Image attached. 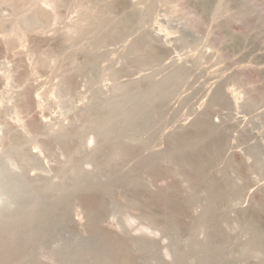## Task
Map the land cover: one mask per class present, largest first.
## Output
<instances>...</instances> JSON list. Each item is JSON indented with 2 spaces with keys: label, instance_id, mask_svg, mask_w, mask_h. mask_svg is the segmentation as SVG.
<instances>
[{
  "label": "rangeland",
  "instance_id": "obj_1",
  "mask_svg": "<svg viewBox=\"0 0 264 264\" xmlns=\"http://www.w3.org/2000/svg\"><path fill=\"white\" fill-rule=\"evenodd\" d=\"M39 1L30 5L24 0L20 7L14 0H0V223L40 208V214L52 213L45 215L46 227H52L47 240L32 243L38 254L31 255L41 261H32L74 264L80 257L85 264H264V0H239L241 5L209 0L207 7L201 0H46L55 7ZM106 2L114 11L104 32L112 26L117 31L108 32L123 35L111 37L118 40L112 41L118 42L114 47L105 44L112 40L108 32L101 34L109 37L106 41L100 36L96 41L102 30L89 40V32H74ZM127 14L134 18L131 30L121 25ZM100 41L104 52L110 47L108 58L106 52H95L105 48ZM118 102L124 107L121 115L130 112L122 119L119 108L110 109ZM108 117L120 124L117 131L108 122L107 129L115 131L108 130L113 136L106 140L89 121L107 124ZM188 138L197 139L196 144H187ZM114 141L123 145L121 160L114 156ZM79 183L90 189L74 192L70 205L62 207L69 213L54 209L57 199ZM219 183L222 191L215 194ZM224 195L230 200L227 209ZM212 198L218 205L211 227L221 225L222 233L221 227L216 232L202 222ZM48 206L53 208L47 211ZM30 257L25 262H32Z\"/></svg>",
  "mask_w": 264,
  "mask_h": 264
},
{
  "label": "bare ground",
  "instance_id": "obj_2",
  "mask_svg": "<svg viewBox=\"0 0 264 264\" xmlns=\"http://www.w3.org/2000/svg\"><path fill=\"white\" fill-rule=\"evenodd\" d=\"M7 1H13V0H7ZM18 0H14V2L15 3H13V4H17L18 2V4L20 5L21 3L20 2H23L24 3V0H19L18 2H17ZM25 1H27V2H29V4L31 5V4H37L38 5V1L39 0H35V2L36 3H30V0L28 1V0H25ZM58 1V0H57ZM70 1V0H69ZM72 1V0H71ZM100 1H102V0H100ZM106 1H108V0H106ZM110 1H112V0H110ZM116 1V0H115ZM130 1V0H129ZM139 1V0H138ZM202 1V2H201ZM200 2V4L202 5V6H205V7H207V3H209L208 1L209 0H207V2H206V0H201ZM235 1H237V0H235ZM3 2V1H2ZM43 2H44V6H45V4H46V6L48 5V7H49V5L50 6H54L55 7V2H53V1H51V2H48V1H46V0H43ZM42 2V3H43ZM59 2V1H58ZM73 2V1H72ZM75 2V1H74ZM92 2H94V1H92ZM104 2V1H103ZM112 2H114V1H112ZM112 2H109V4H107V2H106V4H104L103 5V7H99L98 6V8H100V9H98L97 11L98 12H96V14H95V16H92L91 14H93V13H91L90 14V16H88L86 19L84 18V17H82V20L83 19H85L84 20V22H82L81 20H79V21H81L82 22V24H81V27H80V25H79V23H78V29L77 28H75V27H73V28H75V29H77L76 31L74 30V32H77V33H80V34H82V33H84V34H82L81 36H83V35H86L85 33H87V32H89V34H92V35H89V34H87L88 36H85V37H87L88 38V40L94 35V34H97V33H99L101 30V33H99V35L97 34V36H96V41H97V39L99 38L100 39V37H101V34H103V32H104V30L106 31V28L108 27V26H110V25H112L110 22H113V20L111 21V20H109L110 19V14H111V16H112V10L114 9V7L112 6L113 5V3ZM132 2V1H131ZM140 2V1H139ZM210 2H211V0H210ZM215 2V1H214ZM217 2V1H216ZM232 2H234L233 0H232ZM239 2V3H238ZM23 3H22V5H23ZM39 3H41V1H39ZM42 3L41 4H39V5H41L42 6ZM61 3V2H60ZM110 3H111V5H110ZM130 3V2H129ZM141 3V2H140ZM150 3V2H149ZM157 3H158V1H157ZM230 3V2H229ZM237 3L238 4H240V1L238 0L237 1ZM12 4V5H13ZM58 4V3H57ZM62 4V3H61ZM114 4H116L115 2H114ZM152 4V3H151ZM156 5V3H154L153 2V4L152 5ZM213 4V3H212ZM234 4H236L235 2H234ZM234 4H232V5H234ZM236 5V6H238L239 7V5ZM19 5H18V7H19ZM62 5H64V4H62ZM87 5V4H86ZM151 5V6H152ZM154 5V6H155ZM209 5V4H208ZM215 5V4H214ZM241 5V4H240ZM15 6V5H14ZM40 6V9L42 8ZM150 6V7H151ZM212 6V5H211ZM20 7H21V5H20ZM25 7V6H24ZM33 7V6H32ZM34 7H35V5H34ZM47 7V8H48ZM53 7V8H54ZM57 7H58V5H57ZM142 7H143V5H142ZM156 7H158V6H156ZM237 7V8H238ZM242 7V6H241ZM23 8V7H22ZM36 8V7H35ZM35 8H33L34 10V12H35ZM39 8V7H38ZM53 8H51V9H53ZM135 8V7H134ZM152 9H153V6L151 7ZM202 8V7H201ZM214 8H217V7H214ZM235 8V7H234ZM236 8V9H237ZM243 8H245V7H243ZM13 9V8H12ZM15 9H16V7H15ZM19 9V8H18ZM18 9H16V10H18ZM30 9H31V7H30ZM37 9V8H36ZM40 9H39V11H40ZM81 9V8H80ZM83 9V8H82ZM81 9V10H82ZM144 9H146V8H144ZM152 9H150V10H152ZM157 9V8H156ZM219 10H220V8H218ZM246 9V8H245ZM245 9H244V13H245ZM21 10V9H20ZM32 10V9H31ZM54 10H55V8H54ZM96 10V9H95ZM104 10V11H103ZM136 10V9H135ZM147 10H149L148 8H147ZM37 12L38 13V16L40 15L39 13L41 12V14H43L44 15V17H45V14H44V12L43 11H40V12ZM46 11V10H45ZM53 11V10H52ZM114 11V10H113ZM207 11H209V10H207ZM218 11V10H217ZM239 11V10H238ZM33 12V13H34ZM51 12V11H50ZM150 12L151 11H148V13L150 14ZM215 12V11H214ZM213 12V13H214ZM242 12H243V10H242ZM36 13V14H37ZM218 13H220V12H218ZM51 14V13H50ZM59 14V13H58ZM131 14V13H130ZM130 14H127L125 17H128V15H130ZM145 14V13H144ZM6 15V14H5ZM43 15L41 16V17H43ZM47 15V14H46ZM52 15V14H51ZM82 15V14H81ZM94 15V14H93ZM114 15H115V13H114ZM116 15H118V14H116ZM148 15V14H147ZM146 15V16H147ZM151 15H152V13H151ZM218 15V14H217ZM56 16V15H55ZM54 16V17H55ZM92 16V17H91ZM119 16V15H118ZM132 16V15H131ZM153 16V15H152ZM219 16V15H218ZM3 16H1V18H2ZM53 17V18H54ZM86 17V16H85ZM117 17V16H116ZM120 17V16H119ZM220 17V16H219ZM5 18H6V16H5ZM80 18V17H79ZM112 18V17H111ZM115 18V17H114ZM151 18V17H150ZM7 19V18H6ZM41 19V18H40ZM57 19V18H56ZM56 19H55V21H56ZM132 19H134V18H131L130 16L128 17V18H126V19H123V21L121 22V25H122V27L124 28L125 27V29H127V27H128V29H130L129 27L130 26H132L131 25V23H133L132 21ZM3 20H4V18H3ZM7 20H5V22H6ZM76 21V20H75ZM108 21H110V22H108ZM118 22V21H117ZM10 23V22H9ZM110 23V24H109ZM115 24H116V22H114ZM224 23V22H223ZM222 23V24H223ZM114 24V25H115ZM221 24V25H222ZM76 26V25H75ZM77 27V26H76ZM122 27H121V29H122ZM19 28V27H18ZM111 28H113L112 26L111 27H109V30L111 29ZM115 28V27H114ZM113 28V29H114ZM223 28H224V26H223ZM108 29V28H107ZM116 29V31H117V28H115ZM119 29H120V25H119ZM124 29V30H125ZM127 29V30H128ZM229 29V28H228ZM109 30H107V32L109 31ZM131 30V29H130ZM136 30V29H135ZM14 31V30H13ZM71 32L73 31V30H70ZM115 31V32H116ZM119 31V30H118ZM9 32V31H8ZM15 32V31H14ZM25 32V31H24ZM69 32V31H68ZM67 32V33H68ZM106 32V33H107ZM112 32H113V30H112ZM112 32L110 33V32H108L109 34H107V36H109L110 37V39H112V40H110V41H106L107 39L109 40V37H101V39L103 38L105 41H106V43L105 44H108V43H111V45L113 44V47L115 46V44L114 43H116L118 40L117 39H115V40H117L116 42H112L114 39L113 38H111V37H113V36H115V37H117L118 35V33H113L112 34ZM228 32V31H227ZM227 32H226V34H227ZM64 33V32H63ZM67 33H66V36H67ZM70 33V32H69ZM105 33V32H104ZM105 33V34H106ZM129 33V32H128ZM73 33H71V35H72ZM123 34V33H122ZM121 34V35H122ZM132 34V33H131ZM135 34V33H134ZM3 35V34H2ZM17 35V34H16ZM20 35V34H19ZM69 35V34H68ZM77 34H73V38H77V37H74V36H76ZM79 35V34H78ZM125 36H126V34H124ZM139 35V34H138ZM145 35V34H144ZM231 35V34H230ZM98 36H100V37H98ZM103 36H105V35H103ZM129 36V35H128ZM229 36V35H228ZM232 36V35H231ZM231 36H229V37H231ZM84 37V38H85ZM120 37V36H119ZM119 37H117L118 39H119ZM121 37H123V35L121 36ZM120 37V38H121ZM146 37V36H145ZM240 37V36H239ZM12 38V40L14 39L13 37H11ZM10 38V39H11ZM19 38V37H18ZM67 38V37H66ZM69 38V37H68ZM68 38H67V40H68ZM78 38H80V37H78ZM81 38H83V37H81ZM86 38V39H87ZM93 38V37H92ZM106 38V39H105ZM140 38V37H139ZM138 38V39H139ZM223 38V37H222ZM236 38V37H235ZM3 39H5L6 41L8 40L7 38H3ZM70 39V38H69ZM100 39V40H101ZM102 39V40H103ZM137 39V41L139 42V40ZM153 39H155V38H153ZM2 40V39H1ZM66 40V39H65ZM66 40V41H67ZM78 40V39H77ZM114 40V41H115ZM140 40H142V39H140ZM145 40H148V37L147 38H145ZM226 40V39H225ZM9 41H11V40H8V42ZM74 41H75V39H74ZM92 41H93V39H92ZM119 41H121V39L119 40ZM153 41H155V40H153ZM231 41V40H230ZM229 41V42H230ZM234 42H235V40H233ZM21 42V41H20ZM71 42H72V40H71ZM77 42V41H76ZM75 42V43H76ZM79 42V41H78ZM98 42H99V40H98ZM98 42H96V43H98ZM101 42V41H100ZM141 42V41H140ZM233 42V43H234ZM12 43V42H11ZM13 43H14V41H13ZM80 43V42H79ZM86 43V42H85ZM84 43V44H85ZM102 43H103V45H102ZM122 43V42H121ZM151 43H152V41H151ZM3 44V43H2ZM68 44H70V42L68 43ZM92 44V43H91ZM104 44V42L102 41L100 44H98L99 46L100 45H102V47L103 46H105V48H102L101 50H98V49H100V47H98V49H96L95 50V52L97 53H105L109 48L107 47V50H105V52L103 51L104 49H106V45ZM117 44H118V42H117ZM133 44V43H132ZM146 45L148 44V43H145ZM150 44V43H149ZM62 45V44H61ZM86 45H87V43H86ZM110 45V44H109ZM110 45V46H111ZM136 45V44H135ZM141 45V44H140ZM152 45V44H151ZM227 45V44H226ZM21 46V45H20ZM67 46V45H66ZM75 46V45H74ZM78 46V45H77ZM85 46V45H84ZM92 46V45H91ZM96 46V45H95ZM9 47V46H8ZM112 47V48H113ZM150 47V46H149ZM153 47V46H152ZM151 47V49L152 50H154L155 48H152ZM159 47V46H158ZM5 48V47H4ZM67 48V47H66ZM87 49H88V46L86 47ZM121 48V47H120ZM119 48V49H120ZM6 49V48H5ZM10 49H12V48H10ZM13 49H15L14 47H13ZM118 49V48H117ZM143 49H144V47H143ZM147 49V48H146ZM150 49V48H149ZM71 50V49H70ZM124 50V49H123ZM127 50V49H126ZM125 50V51H126ZM142 50V49H141ZM100 51V52H99ZM101 51H103V52H101ZM109 51H111V50H109ZM18 52V51H17ZM64 52V51H63ZM88 52V51H87ZM113 52V51H112ZM96 53H95V55H96ZM156 53V52H155ZM15 54H18V53H15ZM56 54V53H55ZM93 54V53H92ZM108 54H112L111 52H109ZM108 54H107V52H106V54H105V56L107 55V58H108ZM131 54V53H130ZM11 55H14V54H11ZM86 55V54H85ZM91 55V54H90ZM101 55V54H100ZM149 55V54H148ZM16 56V55H15ZM69 56V55H68ZM93 56V55H92ZM102 57H104V55L102 54L101 55ZM114 56V55H113ZM133 56V55H132ZM140 56V55H139ZM153 57H154V55H152ZM71 57V56H70ZM73 57V56H72ZM110 57V56H109ZM126 57V56H125ZM149 57V56H148ZM165 57V56H164ZM160 58V57H159ZM72 59V58H71ZM102 59V61H103V58H100V60ZM111 59V58H110ZM64 60V59H63ZM105 60V59H104ZM139 60V59H138ZM150 60V59H149ZM95 61V60H94ZM93 61V62H94ZM111 61V60H110ZM143 61V60H142ZM152 61V60H151ZM66 62V61H65ZM70 62V61H69ZM112 62V61H111ZM137 62H139V61H137ZM154 62V61H153ZM96 63V62H95ZM143 63H144V61H143ZM60 64V63H59ZM58 64V65H59ZM63 64V63H62ZM61 64V65H62ZM67 64V63H66ZM65 64V65H66ZM77 64V63H76ZM113 64V63H112ZM146 64V63H145ZM155 64H156V62H155ZM154 63L152 64V65H155ZM157 65V64H156ZM160 65H161V63H160ZM87 66V65H86ZM141 66V65H140ZM146 66V65H145ZM73 67H75L74 65L71 67L70 66V68L72 69ZM89 67V66H88ZM96 67V66H95ZM153 67V66H152ZM167 67V66H166ZM65 68V67H64ZM63 68V69H64ZM90 68V67H89ZM92 68V67H91ZM98 68V67H97ZM96 68V69H97ZM104 68V67H103ZM156 68H157V66H156ZM165 68V67H164ZM61 69H62V67H61ZM87 69V68H86ZM95 69V68H94ZM162 69V68H161ZM166 69V68H165ZM184 69V68H183ZM57 70V69H56ZM68 70V69H67ZM73 70V69H72ZM71 70V71H72ZM75 70H77V69H75ZM82 70V69H81ZM88 70V69H87ZM86 70V71H87ZM100 70V69H99ZM103 70V69H102ZM155 70V69H154ZM157 70L159 71L160 69L159 68H157ZM157 70H156V72H157ZM181 70V69H180ZM66 71V70H65ZM70 71V70H69ZM90 71V70H89ZM92 71V70H91ZM104 71H106V70H104ZM113 71V70H112ZM176 71V70H175ZM78 72V71H77ZM76 72V73H77ZM118 72V71H117ZM155 72V71H154ZM152 73L153 75L155 74V73ZM181 72H182V70H181ZM186 72V71H185ZM62 73V72H61ZM73 73H75V71H73ZM115 73V72H114ZM166 73V72H165ZM183 73V72H182ZM157 74V73H156ZM169 74H171V73H169ZM68 75H69V73H68ZM74 75V74H73ZM149 75V74H148ZM153 75H152V77H153ZM167 75H168V73H167ZM176 75H178V74H176ZM113 76V75H112ZM165 76V75H164ZM163 76V77H164ZM189 76V75H188ZM162 77V78H163ZM166 77V76H165ZM164 77V79H166ZM168 77V76H167ZM186 77V76H185ZM191 77V76H190ZM65 78H66V76H65ZM69 78V77H68ZM116 78V77H115ZM147 78H149L148 76H147ZM161 78V77H160ZM193 78V77H192ZM114 79V78H113ZM150 79H152V78H150ZM191 79V78H190ZM155 80V79H154ZM168 80V79H167ZM166 80V81H167ZM72 81V80H71ZM157 82H159V85H160V80L159 81H157ZM162 82V81H161ZM165 82V81H164ZM153 83H154V81H153ZM156 83V82H155ZM195 83V82H194ZM162 84V83H161ZM165 84H167V82L165 83ZM75 85V84H74ZM74 85H72V86H74ZM140 85V84H139ZM155 85H157V84H155ZM164 85V84H163ZM154 86V85H153ZM188 86V85H187ZM191 86V85H190ZM70 87H71V84H70ZM155 87V86H154ZM189 87V86H188ZM193 87V86H192ZM195 87V86H194ZM71 88H73V90H74V87H71ZM117 88V87H116ZM152 88V87H151ZM150 88V89H151ZM191 88V87H190ZM154 89H156V90H158V88H154ZM151 90L152 92H150L151 93V95H153V96H151V97H153L154 98V91L155 90ZM189 89V88H188ZM121 90V89H120ZM149 90V89H148ZM197 90V89H196ZM196 90H195V92H196ZM215 90V89H214ZM70 91V90H69ZM155 92H157V91H155ZM192 92H194L193 90H192ZM71 93V92H70ZM149 93V92H148ZM169 93V92H168ZM119 94V93H118ZM159 94V93H158ZM196 94V93H195ZM145 95H147V94H145ZM157 95V94H156ZM139 96V95H138ZM160 96V95H159ZM193 96V95H192ZM218 96V95H217ZM149 98H150V94H149V96H148ZM212 97V96H211ZM152 98V99H153ZM160 98V97H159ZM192 98V97H191ZM214 98V97H213ZM222 98V97H221ZM135 99H137V98H135ZM139 99H141V98H139ZM186 99H187V97H186ZM190 99V98H189ZM223 99V98H222ZM85 100V99H84ZM112 100H114L113 98H112ZM125 100V99H124ZM146 100H148V99H146ZM150 100V99H149ZM213 100V99H212ZM221 100V99H220ZM126 101V100H125ZM152 101V100H151ZM214 101V100H213ZM109 102V101H108ZM127 102V101H126ZM130 102V101H129ZM140 102V101H139ZM120 103H121V105H122V103L123 102H121L120 101ZM143 103V102H142ZM141 103V104H142ZM119 104V102L117 103V105ZM125 104V103H124ZM186 104V103H185ZM91 105V104H90ZM93 105V104H92ZM114 105V104H113ZM138 105V104H137ZM136 105V106H137ZM98 106H100V105H98ZM98 106H96V107H98ZM135 106V105H134ZM136 106H135V108H136ZM90 107V106H89ZM92 107V106H91ZM93 107H94V105H93ZM107 107H108V105H107ZM106 107V108H107ZM111 107V108H110ZM109 108L112 110V109H114V110H116V109H120V110H118V111H120L119 112V114L121 115V111H123V109H121L123 106H121L120 107V104H119V106H110ZM113 107V108H112ZM95 108V107H94ZM100 108H102V107H100ZM124 108V107H123ZM133 108V107H132ZM154 109V108H153ZM264 109V108H263ZM114 110L112 111V112H114ZM134 110V109H133ZM142 110V109H141ZM145 110V109H144ZM147 110V109H146ZM155 110V109H154ZM110 111V110H109ZM128 112H129V110H127ZM127 111H126V113H127ZM99 112H100V110H99ZM105 113H107V111L105 110L104 111ZM103 112V113H104ZM112 112H110V114L112 113ZM137 112H138V110H137ZM104 113V114H105ZM116 113V112H115ZM115 113H112V114H114V115H112V116H116V114H118V112L115 114ZM126 113H123V115L124 114H126ZM130 113V112H129ZM134 113H135V111H134ZM192 113V112H191ZM109 114V115H110ZM137 114V113H136ZM145 114H147V113H145ZM197 114V113H196ZM109 115H107V116H109ZM123 115H121L120 116V119H122V116ZM129 115V114H128ZM127 115V116H128ZM132 115H133V112H132ZM200 116H202L201 114H199ZM196 116V115H195ZM104 117H106V114H105V116ZM104 117H101V118H104ZM117 117V118H116ZM115 117V119H118L119 118V116L117 115ZM124 117V116H123ZM125 117H126V115H125ZM129 117V116H128ZM94 118V117H93ZM131 118V117H130ZM129 118V119H130ZM142 118V117H141ZM140 118V119H141ZM205 118V117H204ZM91 119V118H90ZM106 119V118H105ZM107 119H109V117L107 118ZM115 119H113L114 121H112V118L111 119H109V120H107V124H106V122L104 123L103 122V120L101 119V121L100 120H93L92 122L91 121H89V123H91V125H93V126H91V127H93V129H95L96 128V130H97V128H98V130H97V134H98V136H100V137H103V138H105L106 139V137H108V135L109 134H113L114 135V133H111V130H113V131H115L114 129L116 128V125H117V128H119L118 127V123L120 124V119L118 120V121H116ZM136 119V118H135ZM134 118H133V120H135ZM112 121V124H115V127L113 126V128L114 129H112V127H110L109 126V129H107L108 128V124L109 123H111V121ZM126 120V119H125ZM205 120V119H204ZM116 121V123H113V122H115ZM137 121H138V119H137ZM137 121H135V122H137ZM205 121H207V120H205ZM109 122V123H108ZM118 122V123H117ZM126 123L128 122V119H127V121H125ZM124 122V123H125ZM129 122H130V120H129ZM128 122V123H129ZM132 122V121H131ZM139 122V121H138ZM137 122V123H138ZM123 123V122H122ZM121 123V124H122ZM137 123L135 124V125H137ZM112 124H111V126H112ZM199 124H200V120H199ZM206 124V123H205ZM87 125H89V124H87ZM106 125H107V127H106ZM130 125V124H129ZM135 125H133V126H135ZM202 125V124H201ZM119 126H121V125H119ZM90 127V128H91ZM95 127V128H94ZM122 127V126H121ZM196 127V126H195ZM200 127H202V126H200ZM205 127V126H204ZM85 128V127H84ZM117 128H116V130H117ZM206 128V127H205ZM83 129V128H82ZM89 128H87V130H88ZM123 129V128H122ZM95 130V131H96ZM110 131V133L108 134V132ZM121 130V129H120ZM119 130V131H120ZM204 130V129H203ZM84 131H86V130H84ZM112 131V132H113ZM118 131V130H117ZM116 131V132H117ZM78 132H81V131H78ZM123 133H124V130L122 131ZM122 132H120V134L122 133ZM204 132V131H203ZM87 133V132H86ZM126 133V132H125ZM202 133V132H201ZM215 133V132H214ZM193 134V133H192ZM213 134V133H212ZM112 135V136H113ZM118 135H119V133H118ZM117 135V137H119ZM128 135V134H127ZM204 135V134H203ZM215 135V134H214ZM80 136H83V135H80ZM112 136H109V137H112ZM184 136V135H183ZM193 136V135H192ZM213 136V135H212ZM108 137V138H109ZM96 138V137H95ZM114 138H116V137H114ZM121 138H123V137H121ZM183 139L182 140H184V137H182ZM195 138V137H194ZM217 138V137H216ZM112 139V138H111ZM110 139V140H111ZM119 139V138H118ZM188 139H190V138H188ZM99 140V139H98ZM107 140V139H106ZM109 140V139H108ZM110 140H109V143H110ZM114 140V139H113ZM112 140V141H113ZM123 139H121L120 141H122ZM186 140V139H185ZM192 140V141H191ZM195 140H197V139H195ZM195 140H193V138H191L190 139V142L188 143L187 141H189V140H187L186 142H187V144H190V143H193V141L195 142ZM183 142V141H182ZM186 142H184V143H186ZM197 142V141H196ZM196 142L195 143H193V144H196ZM63 143V142H62ZM105 143V142H104ZM112 144H110V145H112L111 147H113V149H114V156L115 157H117V158H120L121 156H122V148H123V145L121 144V146H122V148H121V146H119L118 144L120 143H118V141H117V143L114 141V142H111ZM123 143V142H122ZM107 144H108V142H107ZM192 144V145H193ZM109 145V146H110ZM182 145V144H181ZM221 145V144H220ZM106 146H108V145H106ZM186 146H189V145H186ZM190 146H191V144H190ZM101 147V146H100ZM214 147V146H213ZM107 148H109V147H107ZM103 150V149H102ZM110 150V149H109ZM112 150V149H111ZM211 151V150H210ZM209 151V152H210ZM108 152V151H107ZM110 153V152H109ZM72 153H70V155H71ZM109 155V154H108ZM113 154H111V156H112ZM95 156V155H94ZM110 156V155H109ZM176 156H177V154H176ZM178 156H179V154H178ZM112 158H114L113 156H112ZM177 158V157H176ZM94 159V158H93ZM111 159V158H110ZM109 159V160H110ZM122 158H120L119 160H121ZM172 159V158H171ZM178 159H179V157H178ZM113 161V160H112ZM175 163V162H174ZM108 165V164H107ZM142 165V164H141ZM212 168V167H211ZM119 181H121V179L120 180H118V184H119ZM122 182V181H121ZM117 184V183H116ZM214 184V183H213ZM80 185V183L79 184H77V186H75V187H78V188H75V187H72V188H70V191H71V189H72V191H71V193H70V191H67L66 192V195H63V196H61L62 198L60 199H57V205H56V203H55V205L56 206H53V207H55L54 209H56L57 208V210H61V212H62V207H64V206H66L67 204H69V203H71V202H69V200H70V198H71V196L74 194V192H81L82 190H86V189H88L87 188V186H86V189H85V186H84V183H83V186L82 187H80L79 186ZM100 185V184H99ZM58 186V185H57ZM96 186V185H95ZM104 186V185H103ZM106 186V185H105ZM104 186V187H105ZM214 186V185H213ZM233 186H234V184H233ZM56 187V186H55ZM84 187V188H83ZM226 187V186H225ZM229 187V186H228ZM47 188V187H46ZM98 188V187H97ZM100 188V187H99ZM107 188V187H106ZM215 190H216V192H214L215 194L217 193V191L218 190H221L222 188H221V186H220V183L217 185V184H215ZM214 188H212V189H214ZM52 189V188H51ZM61 190H63V192H65L64 191V189H62V188H60ZM59 189V190H60ZM75 189V190H74ZM90 189V188H89ZM88 189V190H89ZM96 189V188H95ZM105 189V188H104ZM104 189L102 190V192L104 191ZM211 189V191L213 192V190ZM225 189V188H224ZM233 189V188H232ZM237 189V187H235V189H233V191L234 190H236ZM56 190V189H55ZM98 190H100V189H98ZM106 190V189H105ZM110 190V189H109ZM214 190V191H215ZM226 190V189H225ZM238 190V189H237ZM241 190V189H240ZM50 191V190H49ZM58 191V190H57ZM56 191V192H57ZM222 191V190H221ZM227 191H228V189H227ZM55 192V191H54ZM55 192V193H56ZM60 192V191H59ZM108 192V191H107ZM237 192V191H236ZM104 193V192H103ZM219 193V192H218ZM61 194V193H60ZM60 194H58V195H60ZM105 194V193H104ZM234 194V193H233ZM232 194V195H233ZM209 195V194H208ZM229 195V194H228ZM57 196V195H56ZM75 196H76V194H75ZM209 197H211L210 195H209ZM214 197H218V196H214ZM222 197V196H221ZM226 197V198H225ZM194 198V197H193ZM228 196H225L224 195V199H223V207L225 208L226 207V209H227V206H229L230 204L228 203V202H230V200L228 201ZM52 199V198H51ZM197 199V198H196ZM214 198H212V199H209V200H212V201H210V203H208L209 205L207 206L208 208H207V211L205 212L204 211V213H206V214H203V216H202V222H203V224H205L206 225V227H208V225L211 227V226H213V225H211L212 223H211V221H212V217H213V213H214V215H216L215 214V212L217 211H215V212H213V210H215L217 207V205H218V203H216V201L215 200H218V198L216 199H214ZM220 200H221V198H219ZM60 200V201H59ZM73 200V199H72ZM193 200H195V199H193ZM219 200V201H220ZM191 201H192V199H191ZM190 201V202H191ZM197 201V200H196ZM222 201V200H221ZM69 202V203H68ZM193 202H195V201H193ZM198 202V201H197ZM209 202V201H208ZM221 203H219V205L221 204ZM217 204V205H216ZM70 205V204H69ZM73 205V204H72ZM50 207V206H48V208L50 207L51 209L53 208V207ZM36 208V207H35ZM50 208L49 209H47V211L48 210H50ZM66 209H68L69 208V206H67V207H65ZM219 208V207H218ZM39 209V208H38ZM41 210H42V208H40ZM38 210V212L37 211H35L36 213L35 214H28V213H22V214H20L19 216H17V217H14V218H10L9 220H7L5 223H0V264H41V263H39L41 260H39L38 258V256L36 257L35 256V258H37L38 260H39V262L38 261H32V259L34 258V256L32 257V255H31V253H33V254H35V252H34V249L32 250L31 248H33V247H37V245H35V246H33L32 245V243H34L35 241H36V243H37V241L38 242H44L45 240H47V237L49 236L48 234H49V232H50V229L52 228H50V226L47 228L46 226H48V225H50V224H48V222H47V218L45 217V215L46 214H44V213H42V214H40L41 213V210ZM222 209V208H221ZM221 209H219V210H221ZM225 209V210H226ZM229 209V208H228ZM30 210H31V208H30ZM33 210V209H32ZM35 210H37V209H35ZM39 211H40V213H39ZM44 212H45V210H43ZM42 211V212H43ZM46 211V212H47ZM68 211V210H67ZM66 211V212H67ZM222 211H224V210H222ZM228 211V210H227ZM22 212V211H21ZM50 212V211H49ZM48 212V214L47 215H49V214H52L51 212L49 213ZM61 212H60V214H59V216H61L62 214L64 215L66 212H62V214H61ZM218 212H220V211H218ZM226 212V211H225ZM33 213H34V211H33ZM67 213H69V212H67ZM222 214H225L226 215V213H228V212H226V213H224V212H221ZM220 213V214H221ZM222 214L220 215V216H222ZM46 215V216H47ZM55 215V214H54ZM58 215V214H57ZM67 215V214H66ZM58 216V217H59ZM205 216V217H204ZM51 217V216H50ZM57 217V218H58ZM61 217H63V216H61ZM65 217V216H64ZM63 217V218H64ZM67 217V216H66ZM52 218V217H51ZM224 218V217H223ZM5 219H8V218H5ZM59 220H60V217L58 218ZM218 219V218H217ZM219 220V219H218ZM56 221V220H55ZM221 221V220H220ZM223 221V220H222ZM221 221V222H222ZM57 222L60 224V221H58L57 220ZM215 222V221H214ZM49 223H53V222H51V220L49 221ZM55 223V222H54ZM54 223H53V225H54ZM48 224V225H47ZM56 225H57V223H55ZM199 224V223H198ZM222 224V223H221ZM56 225H54V226H56ZM216 225H217V223H216ZM214 226H215V223H214ZM219 227V226H218ZM218 227H211L210 229L211 230H213L214 231V229H216V232H217V228ZM220 227H221V225H220ZM219 227V228H220ZM202 228V227H201ZM201 228H198V230L199 229H201ZM56 229V228H55ZM52 230V229H51ZM206 230H208V229H206ZM206 230H205V232H206ZM219 230V229H218ZM222 230V227H221V229H220V231ZM202 231V230H201ZM222 231H224V230H222ZM222 231H221V233H222ZM207 233H210V232H207ZM220 233V232H219ZM220 233V234H221ZM226 233V232H225ZM217 234V233H216ZM216 234H215V236H216ZM207 235H209V234H207ZM211 235V234H210ZM219 235V234H218ZM217 235V236H218ZM229 235V234H228ZM232 236V235H231ZM211 238L213 237L212 235L210 236ZM230 238V237H229ZM212 239H214V238H212ZM221 239V238H220ZM229 240V239H228ZM232 239H230L229 241H231ZM34 241V242H33ZM198 241V240H197ZM211 241V240H210ZM209 241V242H210ZM234 241V240H233ZM220 242V241H219ZM222 242V241H221ZM251 242V241H250ZM257 242V241H256ZM193 243H195V242H193ZM201 243V242H200ZM216 243V242H215ZM214 243V244H215ZM230 243V242H229ZM233 243V242H232ZM255 243V242H254ZM260 243V242H259ZM259 243H256V244H259ZM30 244V245H29ZM41 244V243H40ZM209 244H211V242L209 243ZM250 244V243H249ZM31 245H32V247H31ZM201 245V244H200ZM203 245V244H202ZM201 245V248L203 249V248H205V247H203ZM205 245V244H204ZM212 245V246H211ZM210 246V249H212V247H213V244H211ZM224 245H226V244H224ZM38 246H39V248H40V245L38 244ZM41 246H43V244L41 245ZM193 246V245H192ZM218 246V245H217ZM222 246V245H221ZM230 246H231V244H230ZM258 246V245H257ZM197 247H199V245H197ZM196 247V248H197ZM227 247V246H226ZM38 248V247H37ZM200 248V247H199ZM199 248H198V250H199ZM200 248V249H201ZM207 248V247H206ZM205 248V249H206ZM215 248H216V245H215ZM219 248H221V247H219ZM224 248V247H223ZM228 248V247H227ZM201 249V250H202ZM242 249V248H241ZM240 249V250H241ZM40 250V249H39ZM204 250V249H203ZM216 250H217V248H216ZM215 250V251H216ZM249 250H250V248H249ZM33 251V252H32ZM35 251H36V248H35ZM38 251V250H37ZM213 252H214V249L212 250ZM218 251H220V249L218 250ZM209 252V251H208ZM207 252V253H208ZM79 253V252H78ZM31 255V257H30V255ZM36 254H38V253H36ZM35 254V255H36ZM79 254H81L80 256L82 257V252L81 253H79ZM85 254V253H84ZM90 255H92L91 253H89ZM212 255H213V253H211ZM25 255V256H24ZM28 255V258L30 257L31 258V260L30 261H32V262H29V261H27V262H25V259H28L26 256ZM78 255V254H77ZM206 255V254H205ZM211 255V256H212ZM220 255V254H219ZM230 255V254H229ZM249 255H250V253H249ZM79 256V255H78ZM89 256V255H88ZM98 256H99V254H98ZM179 256H180V254H179ZM178 256V257H179ZM184 256V255H183ZM211 256H209L208 257V259H210V257ZM217 256V255H216ZM215 255H214V257H216ZM222 256V255H221ZM24 257V263L22 262V258ZM26 257V258H25ZM75 257H77V256H75ZM74 256H73V259L75 258ZM84 257H85V255H84ZM83 257V258H84ZM90 257V256H89ZM92 257V256H91ZM101 257V256H100ZM206 257V256H205ZM229 257V256H228ZM235 257V256H234ZM35 258H34V260H35ZM78 258V257H77ZM103 258V257H102ZM101 258V259H102ZM186 258V257H185ZM184 257H182V259H185ZM220 258V257H219ZM231 258V257H230ZM229 258V259H230ZM72 259V260H73ZM85 259V258H84ZM84 259H82V258H80L79 257V259H77V261H76V263L77 264H85V260ZM100 259V258H99ZM100 259V260H101ZM103 259H105V258H103ZM178 259V258H177ZM188 259V258H187ZM214 259V258H213ZM216 259V258H215ZM88 260V259H87ZM227 260V259H226ZM226 260H223V262L224 261H226ZM71 261V260H70ZM106 261V260H105ZM105 261H101V262H98L97 261V263L98 264H104V262ZM230 261H232V259L230 260ZM111 261H109V263H110ZM115 262V261H114ZM124 262H126V260L124 261ZM209 262V261H208ZM217 262H218V260H217ZM219 262H221L220 264H222V260L220 261L219 260ZM75 262H74V264H76ZM93 263H96V261H95V259H94V262ZM109 263H107V264H109ZM122 262H120V264H121ZM209 263H211V262H209ZM225 263H227V262H225ZM224 263V264H225ZM87 264V263H86ZM92 264V263H91ZM111 264V263H110ZM114 264V263H113ZM116 264V263H115ZM122 264H124V263H122ZM126 264H129V263H126ZM217 264V263H216Z\"/></svg>",
  "mask_w": 264,
  "mask_h": 264
}]
</instances>
